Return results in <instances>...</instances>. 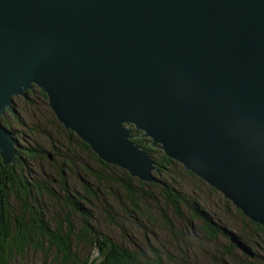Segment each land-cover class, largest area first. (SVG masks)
I'll use <instances>...</instances> for the list:
<instances>
[{
	"label": "water",
	"instance_id": "95a60500",
	"mask_svg": "<svg viewBox=\"0 0 264 264\" xmlns=\"http://www.w3.org/2000/svg\"><path fill=\"white\" fill-rule=\"evenodd\" d=\"M35 88L103 162L158 183L139 131L264 228V0H0L3 165Z\"/></svg>",
	"mask_w": 264,
	"mask_h": 264
},
{
	"label": "trees",
	"instance_id": "16d2710c",
	"mask_svg": "<svg viewBox=\"0 0 264 264\" xmlns=\"http://www.w3.org/2000/svg\"><path fill=\"white\" fill-rule=\"evenodd\" d=\"M37 93L41 102H47L44 93L39 90ZM31 94L33 91H28L25 99L28 100ZM12 107L6 110L1 122L17 138V135H23L26 124ZM52 116L57 137H50L51 140L46 142L50 146L48 152L28 136L31 139L23 137L26 146H20L13 164L3 165L0 161V264H24L34 252L52 255V258L47 257L53 264L172 263L171 256L159 248L148 246L144 249L134 245L130 249L120 245L109 233L100 230L102 223L95 217L96 211L102 214V219L110 226H118L124 238L132 226L147 235L152 233L148 230L156 222L150 209L152 203L160 208L162 226L166 224V229L173 221L184 220L186 224H197L199 232L209 240L219 236L229 238L224 254H230L235 248L242 250L232 237L251 250L248 239L242 241L235 233L230 234L221 224L215 223L198 198L187 191L188 180L194 181L196 186L197 182H204L160 150L151 148L148 139L139 137L140 133L133 134L132 142L155 162L153 175L158 183L141 181L127 171L101 161L87 144L66 130L53 113ZM9 117L12 121L6 119ZM40 161H52L57 166L40 178L34 172L35 163ZM113 189L116 196L122 194L118 206L123 215H115L119 223L113 219L111 210L114 206L108 198L115 199ZM208 190L217 193L209 186ZM224 201L232 205L226 199ZM161 205L168 208L170 217ZM236 212L245 221V228L256 237L264 238L263 227L249 221L237 209ZM134 238L137 240L138 237ZM83 247L87 248L86 252L80 251ZM224 254L218 263L228 264Z\"/></svg>",
	"mask_w": 264,
	"mask_h": 264
},
{
	"label": "rangeland",
	"instance_id": "374dc122",
	"mask_svg": "<svg viewBox=\"0 0 264 264\" xmlns=\"http://www.w3.org/2000/svg\"><path fill=\"white\" fill-rule=\"evenodd\" d=\"M39 99L40 96L38 95L36 88L33 89V94L29 96L28 100L22 97H15L13 99V107H11L20 114V119L26 124L23 135L16 136L18 138L17 141L19 142L18 150H20V146H26L23 137L28 140L27 137L31 136V138H34L35 141L46 151L50 149L49 144L46 143L48 142V139L50 141V137H57V133L53 127L54 119L51 110L48 108L47 102H41ZM6 119L12 121L10 117ZM50 162L52 161L36 162L34 166L35 174L42 178V175L49 173L53 166H57L53 162V164H50ZM187 191L191 192L196 198H198L215 223L221 224L220 226L230 232V234H232V232L235 233L238 237L242 238V241L248 239L247 244L251 247V250L244 251L235 248L230 254H224V251H226V248L230 243L229 238L219 236L215 240H209L199 232L197 224L191 222H187L186 224L183 222L184 220L179 222L173 221L168 227L169 229H166V224L162 226L163 219L160 217V208H158L157 204L153 203L150 205V209L156 222H154V225L148 230L152 231V233H148L147 235L139 230H135L132 226V230L130 232L127 231L125 233L126 238H124L122 231H118V226L116 228L110 226L109 222H105V220L102 219V214L96 211L95 217L102 223L100 230L109 233L120 245L130 249H132L134 245L137 246V248L141 247L144 249H147L148 246H152L156 249L159 248L161 252L171 256L173 259L172 263L169 264H220L217 260H219L221 256L223 257V254L228 264H264V256H262V251H264V238L256 237L248 228L244 227L245 221L242 220V217L238 216L236 208L230 201L229 202L232 205L226 203L219 192L211 193L206 184L197 182L196 186L192 180L187 181ZM113 192L115 193V199L111 197L108 198L109 203L114 206L111 210L113 219L115 218V221L119 223V220L115 215H123L121 207L119 212L120 204L118 203V200L122 201V194L119 193L116 196L115 189H113ZM161 206L169 216L171 212L168 211V208H164V205ZM127 214L128 213L126 212V215ZM223 222L225 223L223 224ZM105 223H107L108 227ZM162 227H165V230H162ZM240 235H242V237ZM135 236L138 237L137 240L134 238ZM235 239V237H232L233 241ZM86 249L87 248L83 247L80 251L86 252ZM35 253L36 252L31 253L29 258H26L24 264H53L49 258H52V255L42 256V254ZM165 257L166 255H164L163 258ZM166 261L167 260L165 259V263Z\"/></svg>",
	"mask_w": 264,
	"mask_h": 264
},
{
	"label": "bare ground",
	"instance_id": "6f19581e",
	"mask_svg": "<svg viewBox=\"0 0 264 264\" xmlns=\"http://www.w3.org/2000/svg\"><path fill=\"white\" fill-rule=\"evenodd\" d=\"M4 126V125H3ZM5 127V126H4ZM131 129L132 130H135V128H134V126H131ZM11 132V131H10ZM12 133V132H11ZM136 133H140L139 131L138 132H136ZM78 137V136H77ZM79 138V137H78ZM17 139V138H16ZM18 140V139H17ZM83 142V141H82ZM84 143V142H83ZM149 143H150V141H149ZM86 144V143H85ZM150 145V144H149ZM19 146V145H18ZM151 147V146H150ZM90 148V147H89ZM91 150V149H90ZM17 156H18V154H17ZM17 156L15 157V160H14V162L16 161V159H17ZM0 161H1V159H0ZM102 161V160H101ZM1 163H2V161H1ZM13 164V163H12ZM196 257V256H195Z\"/></svg>",
	"mask_w": 264,
	"mask_h": 264
}]
</instances>
